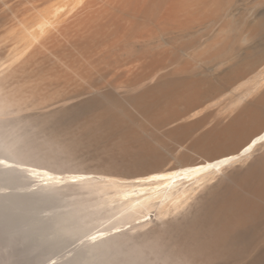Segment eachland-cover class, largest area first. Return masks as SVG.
Instances as JSON below:
<instances>
[{
    "label": "bare ground",
    "instance_id": "bare-ground-1",
    "mask_svg": "<svg viewBox=\"0 0 264 264\" xmlns=\"http://www.w3.org/2000/svg\"><path fill=\"white\" fill-rule=\"evenodd\" d=\"M26 1L5 69L56 99L0 109V182L62 193L43 225L96 250L52 264H264V0Z\"/></svg>",
    "mask_w": 264,
    "mask_h": 264
},
{
    "label": "rangeland",
    "instance_id": "rangeland-1",
    "mask_svg": "<svg viewBox=\"0 0 264 264\" xmlns=\"http://www.w3.org/2000/svg\"><path fill=\"white\" fill-rule=\"evenodd\" d=\"M10 1H11L10 2L11 4L9 2H7L8 6L12 5L13 7H15L13 9L15 11L14 13H16V14L19 11H20V13H18V14H21V13L27 11V9L30 6L26 0L25 1L24 0L23 1L22 0H10ZM2 2H3V0L0 2V5L3 4ZM25 2L28 4H25ZM6 7H7V4H3L2 6H0V103L1 104H2V102L4 103V106L0 107V109H17V110L19 109V113H25V112H29V111H37L41 108L45 109V107L50 105L51 102L55 101V99H56L55 95L52 97L49 96L48 98H43L42 95L38 94L39 98H36V99H35L36 94H34L33 98L28 97V99H26V97H24L26 91L29 90V88H31L32 85L34 86V84L36 83V81H34L35 76H34V73L32 70L33 67L26 66L28 64H25V62L22 61V62H16L12 66L13 68L11 70H10V68L5 69L6 66L9 63H11L12 50H13L12 48L14 47V45H16V39H18L17 44H20L19 43V38H20L19 33L22 30L20 27L21 25H19L18 28H16V30H15L16 32L14 31L15 25H17L15 21H17V19H16L15 15H13V13L10 15L8 7L7 8ZM22 8H24V10L25 9L26 10L24 11ZM8 15H10L12 18H14V20H12V18ZM8 17H10V18H8ZM10 19H11V22H10ZM13 23H14V25H13ZM8 26H10V27H8ZM11 26H13L14 28H12ZM18 31H19V33L17 35L16 33ZM16 35L18 38L17 37L14 38ZM12 43H15V44H12ZM23 66H24V68H21ZM28 79H29V81H28ZM27 82H28V84H27ZM29 82H31V83H29ZM26 104L28 105V107H26ZM0 152L5 153L4 151H1V150H0ZM0 157H3V156L0 155ZM11 176L12 175H10V174L4 175V177H11ZM20 178H21L20 180H23L24 183L21 182L20 184L18 183L17 185H13V184L9 185L8 183L0 182V194L1 195L3 193L6 194V192H7V196L0 197V200H1L0 201V222L2 221V223H0V230H2V232H3V233H1V232L0 233L3 234L4 240L10 239L11 235H12L11 238H13V237L15 238V233H16L17 237H19L18 239H22V241L27 242L26 246H25V243L23 244V246H22V244H20V246H22L24 248V246L30 247V246L35 245V247L30 249L31 251H29V249H28V250L22 252V254L17 255L18 258H16L17 257L16 255L12 256V257H7V255L5 256V254L4 255L2 254L3 256L0 254V261L3 260V262L1 261L0 264H2V263L3 264H5V263L6 264H16V263L18 264L19 262H20L19 264H52L53 262H56L57 259H61V258L66 257V255L71 256L73 254L72 257L76 256L77 254L79 255V252L83 249H85L86 252H81L83 254H80L79 256H77V258H82L84 256L94 254L96 252V250H90V252H89V250L87 248L83 247L84 244H81L82 241L86 238V237L81 238L82 234H75V233L74 234L73 233H68V234L62 233L61 234V232H58L55 227H54L55 229L53 228V226L51 227L52 229H48L49 226L51 225V222H49L50 220H45V222H44V219L45 218L47 219V217L50 214H52V211L56 210L55 209L56 207H57V209H60V208L62 209L65 205H68L67 203H69V201L66 200V198H65L66 196L62 195V193L54 192L53 196L49 197L45 201H41L39 203L34 202L35 199L33 198L32 193L37 191V190L41 191L42 190L41 185L36 187V189L38 188L37 190L36 189L32 190V189H30V187H32L31 185H33V184H31L32 177L20 176ZM25 183H27L26 186H24ZM28 188L30 189V191H28ZM44 191H42V193ZM46 192H51V190H48V191L46 190ZM8 193H9V195H8ZM20 196H25V197L24 198L21 197V198H23V199H21ZM62 196H64L63 199H62ZM14 197H18V198L15 199ZM57 200H59V201H57ZM58 202L60 204H58ZM21 203H23V206L26 204L25 205L26 207L22 206V208H24V210L23 209L18 210L21 207L20 206ZM27 205L28 206L30 205L29 208L27 207ZM43 205H44V207H43ZM32 208L34 209V211ZM33 212H35V213H33ZM11 213L13 216L12 215L10 216ZM24 213H25V216H24ZM7 214H9V215H7ZM30 216H32L31 218H33V221H32V219H30ZM45 216H47V217H45ZM13 217H16V218H13ZM24 217L25 218L27 217V218L25 219ZM34 218H36V220ZM40 218H42V219H40ZM4 219H10V220L4 221ZM46 221H48V222H46ZM40 222H41V224H40ZM43 223L44 224L48 223L49 224V225H47L48 228H46L47 226L43 225ZM38 224H40L39 228L37 227ZM97 224L98 223H94L93 227L96 226ZM30 225H34V226L36 225L35 226V227H37L36 230H35V228L32 229L31 228L32 226H30ZM41 225H42V227H41L42 229H44V227L46 229H48L47 231L44 232L45 234L39 233V231L41 230V228H40ZM4 227L5 228L7 227L9 229V231L7 228L5 229ZM4 229L7 230L8 232H11V233L8 234V232L6 231L7 233L6 232L5 233L8 234V235H6L4 233V231H5ZM11 229H13V230H11ZM16 229L18 230V232ZM96 229H98V227H96ZM26 230L28 231V236L26 233L23 232ZM29 230L32 232H30ZM38 234H42V235H39L40 236L39 237ZM31 235H32V237H29ZM46 235H49V236H47V238H46ZM0 237H1L0 240L2 241L3 240L2 236L0 235ZM4 237H6V238H4ZM24 237H26V238H24ZM33 237H36L35 241H34ZM28 238H30L31 240ZM4 240L2 242H4ZM40 241L43 244H41V246H36V244L41 243ZM45 242H47V243H45ZM76 246H77V248H76ZM16 247H19V246H16ZM8 248L11 251H14V249H15V247H14V249H12L13 247L12 248L8 247ZM72 249H75V250L71 251ZM78 249L79 250L81 249V250L79 251ZM77 250H78V252H77ZM69 251H71V252H69ZM58 255H59V257L56 258L55 256H58ZM14 259H16V260H14ZM17 260H18V262H16Z\"/></svg>",
    "mask_w": 264,
    "mask_h": 264
}]
</instances>
